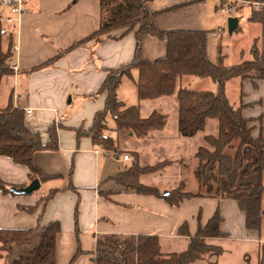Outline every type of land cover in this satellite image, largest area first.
I'll return each instance as SVG.
<instances>
[{
    "label": "crops",
    "instance_id": "crops-1",
    "mask_svg": "<svg viewBox=\"0 0 264 264\" xmlns=\"http://www.w3.org/2000/svg\"><path fill=\"white\" fill-rule=\"evenodd\" d=\"M71 1H24L26 14L20 19L13 37L18 47L15 58L18 71L4 77L12 79L7 104L11 103L13 108L24 113L26 109L31 110L30 115L25 113V126L37 132L43 143L48 140V128L54 125L57 129L58 150L41 151L33 155V166L39 173L36 175L40 183L38 190L28 195L0 192V229H30L39 224L58 222L60 231L55 238V264H94L96 239L104 235L156 236L162 252L168 243L182 242L186 248V238L178 235V229L186 224L189 235L194 236L198 227L205 226L216 211L222 217V232L229 236L231 229L237 230L244 234L243 240L247 241L246 232H254L245 229L244 214L238 209L233 199L235 193L228 189L225 180L221 181L223 199L192 198L178 206H170L158 196L126 190L114 180L134 163L132 154H136V162L141 168L172 162L160 172L139 176L141 185L169 192L181 183L186 185L181 178L184 165L195 169L194 155L200 146L205 145L204 137L217 135L218 123L208 120L202 132L191 138L180 137L177 130L176 92L185 88V78L177 80L172 96L155 100L138 101L135 88L137 72L131 74L135 93L130 102L120 100L118 94L124 77L117 88L118 101L127 107L137 105L142 119L148 118L154 111L165 115L166 125L162 130L151 132L144 138H136L132 133H112L108 137L116 141L117 155L94 146L88 137L77 138L74 129L87 130L92 125L94 114L103 109L104 97L93 99L91 95L101 87L106 70L132 60L135 41L132 35L101 43L89 41L71 49L51 65L32 72V69L54 58L59 51L67 50L98 30L100 10L97 1ZM221 7L222 0H152L147 4L151 12L175 8L155 19V25L161 31L206 32V58L211 64L218 63V32L224 14L220 11ZM250 16L247 18L249 25L264 28L259 23L249 22ZM119 34L116 32L114 36ZM258 41L254 40L251 53L253 47L258 50L264 48L254 45ZM213 49L216 52L215 59L211 55ZM165 54L164 41L155 37L143 40L142 58L145 61L153 62ZM243 82H249L255 91L264 83L257 81L254 88L250 81ZM22 96L25 100L20 99ZM246 96L241 92L238 97L240 104L246 106L242 115L254 120L251 124L252 137L257 138L260 132L264 135V103L262 100L248 101ZM124 155H128L131 160L124 161ZM125 163L128 165H123ZM253 177H240L238 184H254L257 179ZM0 180L24 188L33 179L27 167L0 156ZM70 186L75 191L69 190ZM42 187L44 191L40 192ZM224 189L227 190L225 195ZM53 191L56 193L44 201ZM224 239H209L207 242L219 247L217 242ZM251 241H256L253 235ZM78 250L81 254L74 259ZM258 259L259 255L254 264L258 263ZM246 261L251 264L250 257L247 256ZM0 264H7L5 255L0 254Z\"/></svg>",
    "mask_w": 264,
    "mask_h": 264
},
{
    "label": "trees",
    "instance_id": "trees-1",
    "mask_svg": "<svg viewBox=\"0 0 264 264\" xmlns=\"http://www.w3.org/2000/svg\"><path fill=\"white\" fill-rule=\"evenodd\" d=\"M77 0H74L75 2ZM99 5L100 24L97 31L75 43L47 62L32 69L40 70L63 57L71 49L89 41L101 43L106 40L122 39L132 35L135 41L132 60L114 69L106 70V77L99 90L91 98L104 97L103 109L93 116L92 125L84 130L74 129L77 138L88 137L94 146H99L113 155L118 154L116 141L105 135L106 117L110 116L118 133H132L136 138H144L149 133L162 130L167 117L156 111L146 119L139 114V107L125 106L118 101L117 88L123 77L137 72L135 88L138 101L155 100L172 96L176 82L183 78L210 79L217 85V92L192 91L180 88L176 92L177 130L182 138H191L202 132L208 120H216V136L204 137L195 155L194 177L199 185L195 194L185 191V185L163 196L155 188H148L138 182L141 175L160 172L172 162L165 161L151 167L141 168L137 155L132 154L134 163L115 182L126 190L138 194L154 195L163 198L170 206H178L192 198L222 199L221 181L235 193L233 197L238 209L244 214L247 231L259 232L264 227V135L252 137L253 119L242 115L245 105L232 106L225 94L226 83L232 79L250 81L256 88L257 81H264V48L253 47L251 60L225 66L224 56L218 49V63L211 64L206 58V32L159 30L155 19L172 9L151 12L147 4L152 0H95ZM264 2V0H239ZM234 1L222 0V7L233 6ZM241 7L236 10H240ZM249 22L264 27V13L253 12ZM119 32L118 36L114 33ZM147 37H155L166 44V54L153 62L142 58V42ZM0 37V84L4 77L12 75L5 63L11 55L13 37L9 36L6 47ZM243 95H241L242 97ZM25 113L8 103L0 109V156L10 158L14 163L28 168L32 179L39 175L33 166L36 152L58 150L57 129L48 128V140L42 142L37 132L25 126ZM41 176V175H40ZM256 177V183L238 184L240 177ZM42 180L45 177H40ZM16 187L0 180V192L11 193ZM69 190L75 191L70 186ZM56 191L44 198L50 199ZM222 217L219 211L209 219L205 226H199L196 234L190 236L187 225L178 229V235L186 238V248L180 252L163 253L156 236L104 235L96 239L94 264H216L223 254L221 247L208 244L209 239L228 238L220 230ZM60 231L58 222L37 225L30 229H0V254L6 256L7 264H55V238ZM81 254L78 250L74 259ZM73 259V260H74ZM72 260V261H73ZM264 264L263 255L258 263Z\"/></svg>",
    "mask_w": 264,
    "mask_h": 264
},
{
    "label": "rangeland",
    "instance_id": "rangeland-1",
    "mask_svg": "<svg viewBox=\"0 0 264 264\" xmlns=\"http://www.w3.org/2000/svg\"><path fill=\"white\" fill-rule=\"evenodd\" d=\"M73 1L74 0H72L71 2ZM239 7H241V9L239 11L235 10L232 15H227L225 13L223 14V23L221 29H219L218 32L220 37V51L221 55L224 56L223 64L225 66H232L239 64L240 62L245 60H251L253 58V55L250 50L255 39H259L258 43L254 44L256 47L260 48V46H264V28H261V26L254 24L249 25L247 23V18L250 16L252 10L246 7V5H240L238 6V8ZM0 11L6 14L5 9H0ZM230 17H234L238 21V29L235 30L231 35L227 30V20ZM7 39V37H2L1 39L2 44H4L5 47L7 44ZM211 55L214 59L216 58V52L214 51V49L211 50ZM131 74L135 75L136 71H131ZM130 79L131 76L123 78L120 92H118L120 100H125L126 102H130V98L132 99V95L133 93H135L133 83ZM183 81H185V88L189 90L213 93L216 92L215 83H213L209 79L185 78ZM240 84H242V89H240ZM249 85V82L241 83L239 79H233L226 84L225 94L229 103L234 106V108H237L240 104L238 97L241 92L247 95L246 97L248 101L262 100V102L264 103V83L260 84L257 91L253 90ZM11 87V78H4L1 81L0 108L7 105ZM106 126V136L112 135V133L116 132L113 130L114 124L110 116L106 117ZM116 133L118 134V132ZM123 165H128V163H125ZM183 169L184 171L182 172L181 178L186 184L185 191L193 194L197 193L199 191V185L193 174L194 167L190 165H184ZM115 174L116 173H113V175ZM43 191L44 187H42L40 192ZM159 192L161 195L166 196L164 193H169V190H159ZM225 193H227V190L224 191V195ZM198 216H200L199 212ZM231 230L229 231V236L227 239L217 242V245H219V247L224 250L223 254L219 258H217L218 264H248V261H246L247 256L251 258V264H254L257 255H263L264 257V227L259 232L252 233L245 231L248 236L247 241L243 240L244 234L239 233L237 230ZM252 235L255 237L256 241L250 242ZM184 248L185 245L182 242L168 243L167 247L163 248V252H180L184 250Z\"/></svg>",
    "mask_w": 264,
    "mask_h": 264
},
{
    "label": "built area",
    "instance_id": "built-area-1",
    "mask_svg": "<svg viewBox=\"0 0 264 264\" xmlns=\"http://www.w3.org/2000/svg\"><path fill=\"white\" fill-rule=\"evenodd\" d=\"M25 0H0V9H5L6 14L0 11V37H14L16 34V28L20 22V19L26 14V9L24 8ZM234 1L233 6L221 7L220 11L227 15H232V13L240 5H246L253 12L264 13V2H249V1ZM18 52L17 45L13 42L11 47V55L5 63L6 69L12 71V73H17L18 67L16 64V55ZM20 99L25 100L22 96ZM26 115L31 114L30 109L25 110ZM124 161H130L131 158L128 155L123 156Z\"/></svg>",
    "mask_w": 264,
    "mask_h": 264
},
{
    "label": "water",
    "instance_id": "water-1",
    "mask_svg": "<svg viewBox=\"0 0 264 264\" xmlns=\"http://www.w3.org/2000/svg\"><path fill=\"white\" fill-rule=\"evenodd\" d=\"M237 27V19L234 17H230L227 20V30L228 33L231 35L233 33V31L236 29ZM39 180L38 179H34L30 182V184L24 188H19V189H13V193L17 194V195H28L31 194L32 192L38 190L39 188ZM165 195H167L168 193L165 192ZM264 224V222H263Z\"/></svg>",
    "mask_w": 264,
    "mask_h": 264
}]
</instances>
